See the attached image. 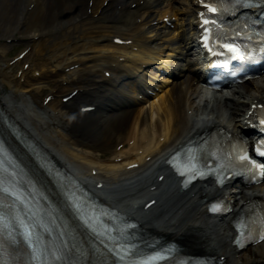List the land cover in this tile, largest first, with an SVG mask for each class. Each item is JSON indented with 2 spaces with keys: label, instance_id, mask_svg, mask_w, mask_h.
<instances>
[{
  "label": "bare ground",
  "instance_id": "6f19581e",
  "mask_svg": "<svg viewBox=\"0 0 264 264\" xmlns=\"http://www.w3.org/2000/svg\"><path fill=\"white\" fill-rule=\"evenodd\" d=\"M202 3L0 0V105L59 168L140 230L221 264H264V242L250 254L233 244L239 211L264 203V182L248 191L230 179L228 193L211 179L184 188L167 164L203 134L251 135L264 107V73L226 93L202 86L195 40ZM20 40L29 66L10 80L6 50ZM156 88L153 101H141L140 91ZM217 198L232 209L220 218L208 214Z\"/></svg>",
  "mask_w": 264,
  "mask_h": 264
},
{
  "label": "rangeland",
  "instance_id": "374dc122",
  "mask_svg": "<svg viewBox=\"0 0 264 264\" xmlns=\"http://www.w3.org/2000/svg\"><path fill=\"white\" fill-rule=\"evenodd\" d=\"M27 49H28L27 44L21 40L10 43L9 47L6 50L5 59L7 60V62L5 63V69H4V73L6 74V77L8 79L18 80L19 78L18 75H20V72L22 71V69L27 68V65L24 64L26 62V59L22 60L21 62L19 60V55ZM53 91H58V94L60 96L64 95L59 85H54ZM51 92L52 90L46 88V90L43 91L42 96L46 97ZM20 99H21L20 95H17L16 100L19 101ZM69 102L72 103V101H69ZM108 155L109 153L105 154L104 156H108ZM250 250L249 251L246 250L245 253L250 254Z\"/></svg>",
  "mask_w": 264,
  "mask_h": 264
},
{
  "label": "snow or ice",
  "instance_id": "6c2138e0",
  "mask_svg": "<svg viewBox=\"0 0 264 264\" xmlns=\"http://www.w3.org/2000/svg\"><path fill=\"white\" fill-rule=\"evenodd\" d=\"M202 2H204V0H202ZM208 7L211 8L213 11L216 10L213 7L212 4H209ZM204 39H205V41H207L208 40V37L205 36ZM224 46L226 48L231 49L238 56H243L244 55V53L241 51V49L237 45H235V44H228V43H226ZM218 63H220V61H218ZM257 151H259L261 153H264V142H262L261 145L257 147ZM249 159H251V158L249 157ZM252 163L253 164H257V167H259L261 169V175H264V164H258L256 161H252Z\"/></svg>",
  "mask_w": 264,
  "mask_h": 264
}]
</instances>
